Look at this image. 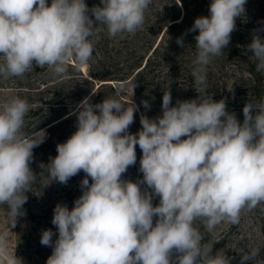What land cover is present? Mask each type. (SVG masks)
<instances>
[{
    "label": "clouds",
    "instance_id": "9594fccd",
    "mask_svg": "<svg viewBox=\"0 0 264 264\" xmlns=\"http://www.w3.org/2000/svg\"><path fill=\"white\" fill-rule=\"evenodd\" d=\"M151 4L100 0L90 9L85 0H51L50 5L0 0V77H22L33 65L66 77L70 62L80 67L90 61V38L98 26L110 38L135 35ZM245 4L212 0L209 15L197 17L188 30H198L191 75L200 93L207 89L208 66L229 45ZM177 44L183 46V39ZM247 51L256 71L264 73V39L254 34ZM128 87L134 89L135 83L118 82L112 96L97 104L82 100L74 112L76 131L41 165L48 184L66 185L81 171L86 174L71 210L60 203L53 210L58 238L53 241L51 229L42 231L40 243L52 247L46 264H230L225 255L213 253V243L203 242L197 221L208 231L222 222L238 225L245 210L264 205V98L245 104L241 123L223 99L198 95L172 106L165 89L162 115L141 114L142 128L133 134L129 127L138 106L120 99ZM141 103L150 108L148 101ZM29 109L19 96L0 100V206L7 208L0 264H23L10 247V228L25 215L26 193L36 181L33 149L45 140L44 130L24 131ZM137 145L143 178L133 182L123 174L136 164ZM260 251L242 252L240 264H264Z\"/></svg>",
    "mask_w": 264,
    "mask_h": 264
},
{
    "label": "rangeland",
    "instance_id": "374dc122",
    "mask_svg": "<svg viewBox=\"0 0 264 264\" xmlns=\"http://www.w3.org/2000/svg\"><path fill=\"white\" fill-rule=\"evenodd\" d=\"M207 1L209 5L212 2V0ZM207 1L152 0V4L145 13L143 27L135 35L125 34L123 39L119 36L110 38L106 28L98 26L100 30L90 38L94 43L90 59L91 81L88 94L90 103H95V95L92 94L102 83H108L115 90L118 82L129 81L132 84L135 83V87L134 89L128 87L120 99L125 103H129L132 99L138 106L136 114L139 117L141 114L149 118L162 115V97L164 90L168 89L172 95V106H175L177 100L195 99L198 95L212 97L215 101L223 99L227 110L234 112L242 123V110L245 104L249 100L259 102L261 98H264V73L256 71L253 53L247 51V45L251 43L254 34L264 39V0H246L245 12L236 18V30L231 34L229 45L220 56L214 57L208 66L207 89L204 93H200L199 86L195 84L191 75L192 61L196 56L194 37L198 35V30L196 32L188 30L197 17L209 15ZM47 2L51 4V0ZM90 2V9L100 4L95 0ZM174 15L178 18L171 19ZM174 22L177 23L172 26ZM178 38L183 39V46L177 44ZM151 39L155 41L150 49L148 44ZM156 46L157 50L152 54ZM142 55L144 59L141 66L135 69L132 77L121 79L128 70L129 63ZM150 55L151 58L147 61ZM80 67L84 72H88V63ZM138 70L140 73L136 74ZM91 73L97 77L92 76ZM79 81L75 80L76 83ZM10 92L7 88H0V100L14 96V93ZM113 93L110 87L103 88L97 103L102 102L106 97H111ZM45 97L52 103L63 101L64 98V96L56 97L53 93ZM145 100L150 104L149 109H145L141 103ZM44 113L43 115H46V111ZM72 113L73 111L41 127L40 129H44L45 132V140L33 149V161L30 167L36 174V181L32 191L26 193L28 199L23 206L25 215L18 218L14 228H10V247L22 259L23 264H46L47 258L52 253V247L43 246L40 240L42 231L46 229H51L55 233L53 241L58 238L56 226L52 224L55 206L58 203L66 204L71 210L75 199L82 195L80 182L85 178V173L81 171L70 178L66 185L56 181L48 184L47 169L41 167V165H47L50 158L57 155V145L65 142L76 131V122L63 123V125L59 122L72 116ZM136 114H134V122L129 127V132L133 134L140 130ZM44 118L42 114L25 116L24 129L32 121L36 119L42 121ZM54 122H56L55 127L51 131L49 126ZM136 156V164L130 166L123 174L125 180L136 182L143 178V174L139 171L142 151L138 145ZM89 182L91 183L90 178ZM144 187L141 185L142 189ZM158 203L159 198H154V206ZM6 219L7 208L0 206V228L7 227ZM197 226L204 236L203 242L213 243V253L219 252L225 255L229 258L230 264H240L242 252L253 247H261L260 258L264 259L262 230L264 205L252 211L245 210L238 225L222 222L211 231H208L200 221H197ZM246 264H252V262L249 261Z\"/></svg>",
    "mask_w": 264,
    "mask_h": 264
},
{
    "label": "trees",
    "instance_id": "16d2710c",
    "mask_svg": "<svg viewBox=\"0 0 264 264\" xmlns=\"http://www.w3.org/2000/svg\"><path fill=\"white\" fill-rule=\"evenodd\" d=\"M99 1L100 0H95ZM207 1V0H206ZM85 3L90 8L91 2L90 0H85ZM207 10H209L208 1L206 3ZM100 5V4H99ZM94 18V17H93ZM178 16H172L171 19H177ZM177 22L172 23L171 25H176ZM153 39L149 40L148 48H152L154 45ZM157 50V46L154 48L152 54H154ZM151 54V55H152ZM151 55L148 56L147 61L150 60ZM144 59V56L134 59L128 65V70L125 72V75L121 79H129L132 77L136 68L141 66V62ZM148 63V62H147ZM89 68L88 72H84L81 67H77L75 61L70 62L68 72L66 77H54L52 75L51 69L47 66L41 68L37 65H33L32 69L25 73L22 77H11L5 80L3 77H0V88H7L10 90V93H14V96H19L20 98L26 99L30 105L29 112L26 116H45V118L40 121V119H36L32 121L29 126H26L24 131L28 134L40 129L41 127L50 124L51 122L61 118L62 116L73 111V115L65 118L63 121H59L60 125L63 123L76 122L77 117L74 114L75 107L85 98L89 99L88 94L90 93V61L88 62ZM147 65V64H146ZM140 70L136 72L139 74ZM73 74V75H72ZM135 74V75H136ZM92 76L93 75L91 73ZM97 77V76H96ZM99 78V77H98ZM75 80L79 81L78 83ZM110 87L112 93L115 91L111 85L108 83H102L98 90L94 91L92 95L94 96L95 103L98 102V97L102 93V89ZM54 94L56 97L64 96L63 101H57V103H52L45 96L47 94ZM34 104H37L34 106ZM46 111V115L44 112ZM136 114V113H135ZM137 115V114H136ZM137 123L139 128H142L140 124V117L137 115ZM58 122V121H56ZM54 122L49 127L51 131L54 129ZM264 233V227H262Z\"/></svg>",
    "mask_w": 264,
    "mask_h": 264
},
{
    "label": "bare ground",
    "instance_id": "6f19581e",
    "mask_svg": "<svg viewBox=\"0 0 264 264\" xmlns=\"http://www.w3.org/2000/svg\"><path fill=\"white\" fill-rule=\"evenodd\" d=\"M40 130H44V129H40ZM40 130H39V131H40ZM39 131H38V132H39Z\"/></svg>",
    "mask_w": 264,
    "mask_h": 264
}]
</instances>
